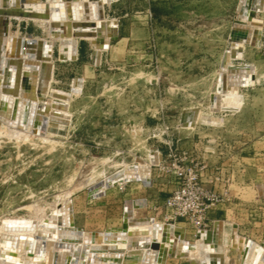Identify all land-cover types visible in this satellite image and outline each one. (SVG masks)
Instances as JSON below:
<instances>
[{"label":"rangeland","instance_id":"1","mask_svg":"<svg viewBox=\"0 0 264 264\" xmlns=\"http://www.w3.org/2000/svg\"><path fill=\"white\" fill-rule=\"evenodd\" d=\"M236 3L114 0L104 6L103 15L116 20L115 37L99 64L92 63L89 40H79L76 60L60 61L53 47L52 88L67 91L73 78L83 76V90L68 101L69 124L45 139L0 132V221L40 215L69 194L73 226L119 230L126 223L125 203L143 198L144 204L133 208L134 217L176 223L192 240L195 227L168 218L161 202L178 185V172L192 168L219 195L215 219L233 230L228 264H237L235 237L260 243L264 195L256 185L264 182V12L256 13L261 23L249 21L262 28L260 46L252 44L256 28L242 49L241 62L255 65L254 83L239 88L237 109L208 111L216 62L229 47ZM17 29L29 38L46 37L31 21L13 20L10 32ZM191 106L200 107L201 117L192 128L182 127L181 112ZM150 147L162 158L151 165L148 186L128 180L100 195L88 192L87 186L103 174L145 159ZM165 264L197 263L169 257Z\"/></svg>","mask_w":264,"mask_h":264},{"label":"bare ground","instance_id":"2","mask_svg":"<svg viewBox=\"0 0 264 264\" xmlns=\"http://www.w3.org/2000/svg\"><path fill=\"white\" fill-rule=\"evenodd\" d=\"M112 1L0 0V132L24 139H45L48 134L69 124L68 101L72 95L82 93L84 77L73 78L67 91L52 88L53 47L59 41L65 43L64 55L59 60H76L79 40H89L91 53H98L96 64H99L116 24L114 18L103 15L104 6ZM259 2L264 4V0ZM238 3L239 0L232 25L247 29L246 42L229 41L225 62L218 68V74H224V92L213 90L210 93L216 94L214 108L209 102L210 112L237 109L241 104L239 85L249 73H255L254 64H247V69H229L233 54L237 50L242 52L244 44L251 41L255 32L254 24L237 20ZM13 20L18 24L31 21L41 26L46 37L22 36L19 29L12 34ZM61 24L64 26L62 32L53 28ZM74 24L90 25L92 34L75 36ZM43 63L47 65L45 70ZM44 71L46 78L42 77ZM185 109L191 114L181 126L192 128L202 111L199 106ZM161 158V152L150 147L145 159L132 164L122 163L90 183L87 189L93 195H100L106 187L113 185L108 180L116 174L124 176L117 183L128 181L126 177L150 179L151 165ZM256 191L264 195V182L256 185ZM125 204L126 223L119 230L90 232L73 226L69 194L60 197L51 209L40 215L19 214L4 218L0 221V264H165L169 257L188 258L197 264H228L227 240L233 230L226 221L215 220L214 229L204 230L201 236L187 240L181 225L134 217L133 208L135 204L143 205V198ZM234 242L239 244L237 264H264V236L260 243L238 237Z\"/></svg>","mask_w":264,"mask_h":264},{"label":"water","instance_id":"3","mask_svg":"<svg viewBox=\"0 0 264 264\" xmlns=\"http://www.w3.org/2000/svg\"><path fill=\"white\" fill-rule=\"evenodd\" d=\"M249 5V6H248ZM259 11H263L264 12V4H261L259 2V0H239L238 3V17L237 20L240 22H246V21H253L255 23H261V19L256 17V13ZM90 25L87 26H81V25H73V34L75 36H81V35H90L92 34V32L89 30L90 29ZM54 29L58 28L64 29V26L61 24L60 26H53ZM88 28V29H87ZM84 29V31H78V30H82ZM87 29V30H86ZM64 33V32H63ZM115 26H114V31L110 37V39H113L115 37ZM261 36H262V28L261 27H257V35H256V39L254 40V42L252 43L254 46H260L261 44ZM246 37H247V29L242 27V26H238V25H232L231 26V30H230V40H236V41H241V42H246ZM101 41V40H100ZM103 41V40H102ZM101 41V42H102ZM65 43L59 41L58 45H57V51H58V58H61L64 55V47ZM103 45H105V43L103 42ZM227 54V50L224 51L223 55H222V60H221V66L224 64L225 62V56ZM242 55V52H240L239 50L236 51L235 54H233V58H240ZM97 56L98 53L97 51H92L91 53V59H92V63L95 65L97 63ZM67 59H69V57H67ZM248 65L247 64H241L239 62H233L232 64H229V69L231 71L234 70H240V69H247ZM42 69L45 70L47 69V65L46 63L42 64ZM16 76H17V71H15V75H14V79L13 81H16ZM42 77L46 78V71L43 72ZM255 81V76L253 73H249L246 78L242 79V82L240 83L239 86H248V85H252ZM10 83H4V85H9ZM15 84V83H14ZM38 92H40V89H38ZM215 92L216 93H221L224 92V74L219 73L217 78H216V84H215ZM215 98H216V94L212 93L210 94V106L212 108H214L215 105ZM191 111H188L187 109H183L181 112V118H180V124L187 122L188 121V116H190ZM136 178V177H135ZM134 177H126V180H134ZM124 179V176H122L121 174H116L114 175L110 180H108L109 184H115L118 181H121ZM138 180H140L144 185H149L150 184V179L149 178H137ZM88 192H92L91 190H88ZM137 206V205H136ZM124 217L126 219L125 216V212H124ZM214 224L211 229H214ZM125 225V223H124ZM124 225L122 228H124ZM202 231H198L196 233V237L201 236Z\"/></svg>","mask_w":264,"mask_h":264},{"label":"built area","instance_id":"4","mask_svg":"<svg viewBox=\"0 0 264 264\" xmlns=\"http://www.w3.org/2000/svg\"><path fill=\"white\" fill-rule=\"evenodd\" d=\"M177 184L161 198L162 205L169 211L167 217L191 224L197 232L211 229L216 220L214 210L219 202L214 187L203 184L201 178L192 173V168L187 174L178 172Z\"/></svg>","mask_w":264,"mask_h":264},{"label":"crops","instance_id":"5","mask_svg":"<svg viewBox=\"0 0 264 264\" xmlns=\"http://www.w3.org/2000/svg\"><path fill=\"white\" fill-rule=\"evenodd\" d=\"M249 6V5H248ZM254 28H255V30H256V28H257V26L254 24ZM242 57H243V52H242V55H241V59H237V60H233V61H237V62H239V63H241V64H250V63H247V62H241V60H242ZM221 60H222V56H220L218 59H217V62H216V65H217V69H216V77H217V74H218V68L220 67V65H221ZM230 63H233V62H230ZM241 87V86H240ZM239 87V88H240ZM243 87V86H242ZM238 91H239V89H238ZM197 123V122H196ZM195 123V124H196Z\"/></svg>","mask_w":264,"mask_h":264}]
</instances>
